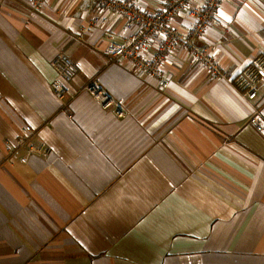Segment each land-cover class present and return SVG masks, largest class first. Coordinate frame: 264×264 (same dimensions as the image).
<instances>
[{"label": "crops", "instance_id": "obj_1", "mask_svg": "<svg viewBox=\"0 0 264 264\" xmlns=\"http://www.w3.org/2000/svg\"><path fill=\"white\" fill-rule=\"evenodd\" d=\"M81 4L0 0V264H264V132L250 123L264 120V85L249 102L180 48L162 90L107 55L137 28ZM218 15L198 45L237 74L264 54V0H223ZM193 23L187 10L171 21ZM61 54L79 67L75 89L96 79L129 115L86 92L66 107L56 99ZM26 125L53 155L14 152Z\"/></svg>", "mask_w": 264, "mask_h": 264}, {"label": "built area", "instance_id": "obj_2", "mask_svg": "<svg viewBox=\"0 0 264 264\" xmlns=\"http://www.w3.org/2000/svg\"><path fill=\"white\" fill-rule=\"evenodd\" d=\"M161 5L157 12L144 9L141 0H82L81 7L98 5L112 9L122 15L129 29L137 28L124 43H111L106 52L115 62L128 61L132 68L139 73H146L158 81L160 89L166 90L171 85V78L166 74L165 67L172 63V55L180 48H189L199 62H204L209 68L212 77L231 82L232 86L247 101L254 102L259 96L260 88L264 85V54L257 55L242 71L230 74L224 70L206 50L199 47L198 43L205 39L208 28L221 25L218 15L219 7L223 0H205L200 8L191 7L192 0H155ZM43 0H34L37 7ZM183 10H187L194 19L193 25L186 31L172 26V19ZM98 24L94 20L85 31ZM160 36L161 42L156 52H149L150 41L153 37ZM51 66L56 72V77L51 83V90L64 106L74 101L82 92L88 93L93 100L104 110L112 111L118 119L129 115L126 105L106 91L94 79L80 89H75L73 82L79 73L75 61L66 54L56 56ZM250 123L259 131L264 132V120L261 115H255ZM35 129L26 125L21 131L14 152L21 149L30 154L51 156L54 150L45 142L37 140ZM13 152V153H14ZM27 163L26 158L22 159Z\"/></svg>", "mask_w": 264, "mask_h": 264}]
</instances>
